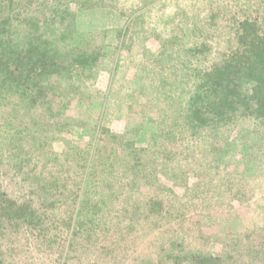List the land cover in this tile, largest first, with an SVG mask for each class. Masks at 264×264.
I'll use <instances>...</instances> for the list:
<instances>
[{"label": "trees", "instance_id": "trees-1", "mask_svg": "<svg viewBox=\"0 0 264 264\" xmlns=\"http://www.w3.org/2000/svg\"><path fill=\"white\" fill-rule=\"evenodd\" d=\"M189 1L192 2V8L196 5L199 8L201 1L206 3L209 14H203L204 26L197 15L200 9L195 14L192 11L188 15L183 8H175L172 14L163 13L162 8L163 11H158H161L163 23L161 20L151 23L147 12L156 9L158 3L164 6L167 0H135L134 11H119L120 15L126 17L133 15L124 28L116 29L118 37L121 38L120 48L126 45L124 43L128 35L140 36L142 40L148 36L153 37L162 42L163 48H167L171 42V49H175V54L165 58L162 50L158 56L161 55L165 62L178 64L179 75L173 83L176 88L181 87L178 97L175 102L168 103L167 111H158L161 124L157 130H152L150 142L146 147L125 141L122 134H113L98 124L95 127V141L98 144L88 145L86 155L85 149L79 150L77 147L73 148L76 153L74 155L64 150L62 153L66 163L62 165L67 168L62 169L58 163V154L50 150L42 152L45 141L31 143L30 148L34 152L37 151L38 158L35 160L39 163V166L34 164L31 168L41 166V169H51L46 172L44 178L41 176V170L38 174L31 169L24 170L30 157L19 159L12 165L15 174L24 175L25 179L32 178L28 191L31 195H37V205L32 204L30 200H22V195L13 197L0 184V264H9L4 258L7 245L2 243L7 230L25 227H28L26 230L33 229L41 224L45 214L55 216L57 207L54 206L57 205L56 201L59 203L57 197L61 189L66 188L67 183L63 175L66 176V172H69V175L74 173L70 170L71 161L78 168L84 169L81 172L84 174L83 179L78 180L79 194L76 193L74 197L76 206L66 226L68 229L71 227L70 231L74 236L80 230H87L85 225H89V217L98 213L99 202L104 203V196L100 191L99 202L90 199L96 192L95 189L104 183L102 180H96L98 173L110 175L115 170V173H120L126 178L131 176L141 184L155 183L162 175L173 183L179 181L187 191H193L195 195L207 192L213 176L219 174L216 182L218 181L220 196L226 195L232 189L234 178L229 171L232 156L228 148L233 139L225 132L237 127V132L240 130L239 132L245 134V129L237 125L238 119L245 116L251 117L257 128H264V0ZM247 1L249 5H246ZM89 2L0 0V89L13 94L20 91V95L26 96L25 102L30 105L28 108L38 110L44 117L55 119L56 115L61 113V107L44 109L48 102L41 101L48 92L63 106L79 95L88 96L89 88L85 81L100 70L107 69L112 77L119 63L117 59L114 61L107 56L104 45L97 44L94 37L87 35L74 42L72 36L76 31V11L72 12L71 6L77 8ZM153 2L151 8L143 10L147 3ZM90 3L92 5L85 7L91 12L98 8L97 1ZM168 3L179 7L178 0H170ZM242 3L246 5L245 10L241 7ZM87 9L82 13L89 12ZM178 15H181V20L176 26L180 35L187 37V47H178L180 38L176 37L177 33L167 40L162 36L168 30L174 33L170 25ZM216 17L220 19V27ZM154 25L157 26V31ZM136 29L138 30L134 32ZM59 43H62L63 49H60ZM203 60L207 61L208 65L202 66ZM155 61L161 62L159 59ZM245 73L249 74L251 81L248 90L242 84ZM21 115L24 118L28 116L31 120L30 128L37 125L36 120L30 118L28 109L24 108ZM146 119L149 120V117L144 116L143 121ZM63 120L61 123L56 122L58 126L54 130L57 133L70 131L74 122L79 121L68 115ZM143 127L141 122L136 131L141 132ZM259 130H255L256 134L260 133ZM102 137L114 144L112 148L99 145L104 139ZM246 142L252 147L247 139L244 143ZM263 145H255V152H262ZM81 152L84 155H81ZM116 163L118 166L115 169ZM7 164L10 165V162ZM255 167L256 165L247 159L242 161L245 173L254 171ZM210 172H214V175ZM190 178L194 179V183L188 182ZM162 184H157L159 190L162 189ZM174 194V204H179L177 191ZM161 209L160 200H151L148 205V211L152 213L160 214ZM169 213L172 212H165ZM177 253L176 259H184L186 256L182 250ZM240 256L242 257L234 249L229 255L195 252L190 254L189 259L192 264H236ZM248 257L252 259L255 255Z\"/></svg>", "mask_w": 264, "mask_h": 264}, {"label": "rangeland", "instance_id": "rangeland-1", "mask_svg": "<svg viewBox=\"0 0 264 264\" xmlns=\"http://www.w3.org/2000/svg\"><path fill=\"white\" fill-rule=\"evenodd\" d=\"M88 1H97L98 8H93L95 10L91 12L85 7L92 5L90 2L77 8L71 6L72 12L76 11V31L72 36L74 42L87 35L94 37L97 44L104 45L107 56L114 61L117 59L119 63L112 77L105 69L86 78L88 96L79 95L63 106L48 92L41 101L48 102L44 109L61 107V113L55 119L44 117L38 110L28 108L30 105L25 102L26 96L20 95V91L13 94L0 89V184L13 197L22 195V200H30L32 204L37 205V195H31L28 191L32 178L25 179L24 175L15 174L12 165L19 159L30 157L24 170L31 169L37 174L41 170L43 178L51 168H31L34 164L39 166L35 160L38 153L31 150V143L45 141L42 152L50 150L58 154V163L62 169L67 168L62 165L66 163L62 153L64 150L74 155L76 153L73 148L77 147L79 150L85 149L86 155L88 145L98 144L95 141V127L98 124L113 134H122L125 141L146 147L152 130H157L161 124L158 111H167L168 103L175 102L181 90L180 86L176 88L173 85L179 75L178 64L165 62L161 55L158 56L162 50L165 58L172 56L175 49H171V42L167 48H163L162 42L153 37L148 36L142 40L140 36L128 35L124 43L126 45L120 48L121 38L116 29L124 28L133 15L126 17L120 15L119 11H134L135 0ZM168 2L170 0L164 6L158 3L156 9L147 12L151 23L162 19V8L166 14H172L175 8H183L188 15L200 9L197 15L205 25L203 14H209L205 2L201 1L199 8L198 5L192 8L189 0H178L179 7ZM248 2L246 5H249ZM153 4L147 3L143 10L151 8ZM246 5L242 3V9L245 10ZM85 9L89 12L82 13ZM180 20L181 15H178L170 25L174 33L168 30L162 36L167 40L177 33L176 37L180 38L178 47L182 48L187 47L189 41L179 33L176 25ZM215 20L220 27L219 17ZM153 27L157 31V26ZM59 46L63 49L62 43ZM156 59L161 62H156ZM201 63L202 66L208 65L204 60ZM249 80V74L245 73L242 84L246 90L250 89ZM24 108L29 110L30 118L36 120L34 128H30L31 120L28 116L24 118L21 115ZM66 115L79 121L74 122L70 131L57 133L54 130L58 126L56 122H63ZM144 116L149 117V120L143 121ZM141 122L144 127L138 132L136 127ZM237 125L245 129V134L240 130L237 132V127L225 132L233 139L228 149L232 156L229 171L234 178L233 187L226 195L220 196L216 182L219 174L215 177L214 172H210L213 179L208 191L199 192L198 195L187 191L179 181L173 183L162 175L157 183L141 184L131 176L126 178L115 173V170L110 175L98 173L96 180L104 183L95 189L90 199L99 202L100 191L104 203L99 202L98 213L89 217V225H85L87 230H80L74 236L71 227L68 229L66 226L76 206L74 197L76 193L79 194L78 180L83 179L84 174L81 172L84 169L78 168L71 161L70 170L74 173L69 175L66 172V176L63 175L67 183L57 197L59 203L56 201L57 205L54 206L57 207L55 216L45 214L41 224L33 229L26 230L28 227H25L7 230L2 241L8 248L5 261L9 264H192L189 258L195 252L229 255L235 249L242 255L236 264H264V150L257 153L254 150L255 145L264 144V131L259 130L264 128H257L249 116L239 118ZM255 130L260 133L256 134ZM102 138L99 145L112 148L114 144ZM245 139L252 147L248 142L244 143ZM75 159L78 160L77 157ZM246 159L256 165L255 170L250 173L246 171L247 174L242 169V161ZM117 164H114L115 169ZM188 182L194 183V179L190 178ZM161 183L162 189L159 190L157 184ZM175 191L179 195V204H174ZM150 199L162 202L160 214L148 211ZM168 211L172 213L165 214ZM245 249L253 251L245 252ZM179 250L186 253L184 259L175 258ZM248 255L255 257L249 259Z\"/></svg>", "mask_w": 264, "mask_h": 264}]
</instances>
